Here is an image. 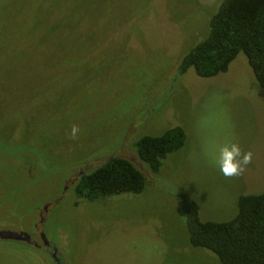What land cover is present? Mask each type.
<instances>
[{
	"label": "rangeland",
	"instance_id": "1",
	"mask_svg": "<svg viewBox=\"0 0 264 264\" xmlns=\"http://www.w3.org/2000/svg\"><path fill=\"white\" fill-rule=\"evenodd\" d=\"M222 1L0 0V230L41 238L36 207L62 194L40 228L65 264H224L191 244L175 195L223 221L241 194L264 192V90L246 54L215 76L190 67L175 79ZM175 125L186 142L153 172L135 143ZM225 139L252 154L238 176L211 163ZM117 155L147 173L144 190L79 198L71 180ZM0 264L54 263L0 237Z\"/></svg>",
	"mask_w": 264,
	"mask_h": 264
},
{
	"label": "trees",
	"instance_id": "2",
	"mask_svg": "<svg viewBox=\"0 0 264 264\" xmlns=\"http://www.w3.org/2000/svg\"><path fill=\"white\" fill-rule=\"evenodd\" d=\"M243 51L264 90V0H223L212 15L208 33L181 59L175 79L190 67L203 77L227 71ZM187 134L175 125L159 135L145 134L135 145L140 159L158 172L163 159L184 146ZM147 173L129 157L113 156L74 181L79 198L95 200L125 192L140 193ZM182 205L194 247L215 253L224 264H264V192L241 194L237 214L223 221L202 220L199 205L188 193L175 194Z\"/></svg>",
	"mask_w": 264,
	"mask_h": 264
},
{
	"label": "clouds",
	"instance_id": "3",
	"mask_svg": "<svg viewBox=\"0 0 264 264\" xmlns=\"http://www.w3.org/2000/svg\"><path fill=\"white\" fill-rule=\"evenodd\" d=\"M78 132V127L74 125L71 130L72 137H76ZM251 159V152L243 151L235 139H225L212 145L211 163L224 177L240 175Z\"/></svg>",
	"mask_w": 264,
	"mask_h": 264
},
{
	"label": "flooded vegetation",
	"instance_id": "4",
	"mask_svg": "<svg viewBox=\"0 0 264 264\" xmlns=\"http://www.w3.org/2000/svg\"><path fill=\"white\" fill-rule=\"evenodd\" d=\"M84 171H81L80 173H78V175L75 177V179L71 180V183H74L75 180H77V178H79V175L83 174ZM68 187V185H67ZM63 197V195L61 194H57L55 196V198L46 201L45 203H43L41 206H37L36 209L39 213V219H40V224L42 222H44V220H46L48 218V215H50L51 213V207L53 206L54 203L58 202L61 198ZM40 224L36 225L37 227V235L39 232L42 231L41 238H38V236L34 235V234H30L28 232L25 231H14V232H18V233H27L28 236L25 239L26 241H28L30 244L37 246L39 248H44V250L47 252V254L50 256V258L52 259L54 264H65L64 261V256L63 254L59 251L58 246L56 245L55 241H51L46 234L44 233V228H40ZM34 235V236H33ZM18 240H23V239H18Z\"/></svg>",
	"mask_w": 264,
	"mask_h": 264
},
{
	"label": "water",
	"instance_id": "5",
	"mask_svg": "<svg viewBox=\"0 0 264 264\" xmlns=\"http://www.w3.org/2000/svg\"><path fill=\"white\" fill-rule=\"evenodd\" d=\"M27 233H18L11 230H0V237L10 239H23L27 238Z\"/></svg>",
	"mask_w": 264,
	"mask_h": 264
}]
</instances>
